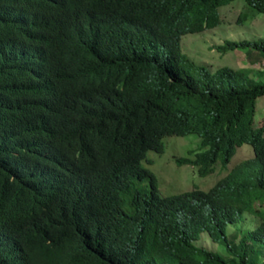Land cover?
Segmentation results:
<instances>
[{"label": "trees", "instance_id": "16d2710c", "mask_svg": "<svg viewBox=\"0 0 264 264\" xmlns=\"http://www.w3.org/2000/svg\"><path fill=\"white\" fill-rule=\"evenodd\" d=\"M231 1L0 0V264H258L264 36L217 46L249 66L211 72L181 51ZM189 133L198 151L175 162L199 176L244 143L253 157L207 190L161 195L141 160ZM245 212L259 223L237 243L226 228ZM204 231L223 253L194 244Z\"/></svg>", "mask_w": 264, "mask_h": 264}, {"label": "rangeland", "instance_id": "374dc122", "mask_svg": "<svg viewBox=\"0 0 264 264\" xmlns=\"http://www.w3.org/2000/svg\"><path fill=\"white\" fill-rule=\"evenodd\" d=\"M218 10L222 18L220 24L199 32L185 33L181 36L182 53L188 56L195 66L204 65L211 72L223 65L233 68L249 66L248 62L244 63V49L221 52L217 46L226 39L240 40L263 37L264 13L254 12L243 0H233L221 5ZM240 13L243 16L242 21L237 20ZM256 64L262 67V64ZM194 67H190L191 72H195ZM256 80H263V78L260 77ZM254 125H264V95L256 99ZM162 141L163 151L148 150L141 160V165L153 173L161 195L179 193L193 187L207 190L233 166L253 157L251 146L244 143L237 148L227 165V169H221L218 161L212 173L199 176L196 167L192 164L178 165L175 162L177 157H192L194 152L198 151L200 141L198 135L194 133L183 136L170 135L163 137ZM243 221L247 227L243 225ZM258 223V217L245 212L237 223L227 225L226 232L227 235H234L232 237L237 239L235 242L238 243V239L246 234L247 229ZM249 243L253 245V249L256 251V262L264 264V249L260 243L253 240H249ZM194 244L222 253L226 249L225 244L213 241L205 231L194 241Z\"/></svg>", "mask_w": 264, "mask_h": 264}]
</instances>
